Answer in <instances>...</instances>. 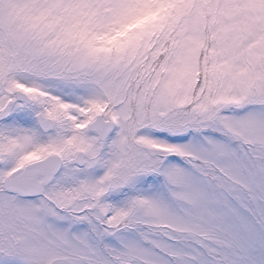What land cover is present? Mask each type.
<instances>
[{"label": "snow or ice", "instance_id": "obj_1", "mask_svg": "<svg viewBox=\"0 0 264 264\" xmlns=\"http://www.w3.org/2000/svg\"><path fill=\"white\" fill-rule=\"evenodd\" d=\"M0 264H264V0H0Z\"/></svg>", "mask_w": 264, "mask_h": 264}]
</instances>
